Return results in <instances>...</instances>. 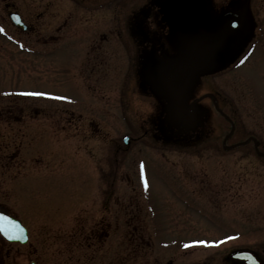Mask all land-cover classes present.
I'll return each instance as SVG.
<instances>
[{
	"label": "flooded vegetation",
	"instance_id": "flooded-vegetation-1",
	"mask_svg": "<svg viewBox=\"0 0 264 264\" xmlns=\"http://www.w3.org/2000/svg\"><path fill=\"white\" fill-rule=\"evenodd\" d=\"M198 2L201 22L209 31L215 30L225 14L233 21L244 20L241 34L225 51L200 50L180 41L169 25L166 0H0V40L40 49L44 58L54 56L65 68L72 67L76 89L90 99L125 95L120 103L84 102L67 107L137 108L147 117L134 122V127L150 140L210 143L226 133L221 132L219 117L230 128L226 99L236 80L242 74L255 76L264 89V0ZM178 100L180 105L174 104ZM23 101L0 104V213L19 220L26 229L24 235L16 232L13 238L0 234V264H107L96 257L101 256L99 249L108 236L109 217L86 211L76 218L73 236L52 235L42 242L29 228L46 216L45 210H36L29 202L28 187L35 163L40 161L38 152L45 156L51 151L48 137L30 138V121L40 114L43 126L50 128L52 122L63 124L66 119L65 124L80 130V135L84 127L97 133L96 122L79 121L80 113L70 109L51 110ZM3 123L9 130L5 135ZM257 124L264 129L263 123ZM92 177L85 191L96 189L97 177ZM125 220L128 225L137 222ZM154 225L151 221L150 228L140 227L137 234L133 222L126 257L138 249L140 264H178L177 258L185 256L179 250L172 252L179 248L178 240L162 238ZM55 240L58 248L53 251L50 246ZM240 247L221 250L213 261L195 263L186 255L181 264H240L229 258V252ZM254 251L264 262L262 252Z\"/></svg>",
	"mask_w": 264,
	"mask_h": 264
},
{
	"label": "rangeland",
	"instance_id": "rangeland-1",
	"mask_svg": "<svg viewBox=\"0 0 264 264\" xmlns=\"http://www.w3.org/2000/svg\"><path fill=\"white\" fill-rule=\"evenodd\" d=\"M44 55L40 49L11 46L0 40V104L28 100L51 110L82 111L79 121L92 119L98 130L92 132L95 137L91 139L88 127L78 136L80 130L65 124L66 119L63 124L52 122L50 128L43 126L40 114L30 121V138L48 137L51 144L48 155L38 152V173L28 187L31 205L36 210L42 208L48 216L29 226L40 238L38 242L52 235L73 236L76 218L89 211L109 217L111 223L99 249L101 256L96 257L100 263L140 264L138 249L131 258L126 257L127 236L133 222L138 234L140 227L150 228L151 221L155 222L154 232L162 238L179 242L204 238V244L192 243L186 253L178 247L172 249L185 254L177 258L178 264L186 255L195 263L213 261L221 250L240 246L254 248L264 258V157L254 152L251 142L223 149L219 135L204 144L158 143L141 137V131L134 127V122L147 117L137 108L67 107L84 102L120 103L125 95L90 99L76 89L72 67L65 68L54 56ZM245 77L246 82L242 77L236 80L226 100L228 116L235 125L227 142L254 135L259 139L258 149L264 152V129L257 127V123L264 124V89L260 78ZM219 118L222 133L226 132L228 122ZM6 125L2 124L4 135L9 131ZM124 135L130 136L129 144L123 143ZM74 140L82 147H73ZM126 173L128 177H124ZM92 176L97 177V187L85 191ZM128 218L137 222L128 225ZM220 236L224 239L218 240ZM51 244L53 251L58 248L57 240Z\"/></svg>",
	"mask_w": 264,
	"mask_h": 264
},
{
	"label": "water",
	"instance_id": "water-1",
	"mask_svg": "<svg viewBox=\"0 0 264 264\" xmlns=\"http://www.w3.org/2000/svg\"><path fill=\"white\" fill-rule=\"evenodd\" d=\"M167 8L173 29L188 44L198 48L215 51L223 50L226 47L225 45L233 40L237 32V29L232 28V23L227 18L213 33L209 34L200 23L197 0H167ZM224 148H228V146H224ZM250 254L247 255L246 250H242L236 251L230 256L242 260L245 257L252 256L251 258L256 260L253 257L254 255Z\"/></svg>",
	"mask_w": 264,
	"mask_h": 264
},
{
	"label": "snow or ice",
	"instance_id": "snow-or-ice-1",
	"mask_svg": "<svg viewBox=\"0 0 264 264\" xmlns=\"http://www.w3.org/2000/svg\"><path fill=\"white\" fill-rule=\"evenodd\" d=\"M34 95H46L45 93H33ZM23 229L20 225L9 216L0 213V234H3L6 237L13 238L16 232H22ZM193 243L204 244L205 241H194ZM212 243V242H208ZM219 243V242H217ZM187 247L188 245H184Z\"/></svg>",
	"mask_w": 264,
	"mask_h": 264
}]
</instances>
